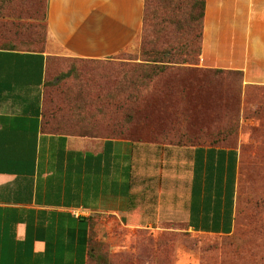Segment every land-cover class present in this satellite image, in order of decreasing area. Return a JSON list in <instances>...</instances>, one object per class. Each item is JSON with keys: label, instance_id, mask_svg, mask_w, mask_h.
Here are the masks:
<instances>
[{"label": "crops", "instance_id": "crops-1", "mask_svg": "<svg viewBox=\"0 0 264 264\" xmlns=\"http://www.w3.org/2000/svg\"><path fill=\"white\" fill-rule=\"evenodd\" d=\"M47 3L49 35L70 56L109 58L142 32L144 0ZM205 3L200 64L264 84V0ZM48 56L0 48V264H89L91 216H115L132 227L177 222L198 233H232L237 148L44 133ZM173 161L181 164V195L164 190Z\"/></svg>", "mask_w": 264, "mask_h": 264}, {"label": "rangeland", "instance_id": "rangeland-1", "mask_svg": "<svg viewBox=\"0 0 264 264\" xmlns=\"http://www.w3.org/2000/svg\"><path fill=\"white\" fill-rule=\"evenodd\" d=\"M46 8L47 0H0L1 15L13 12L36 21L34 28L14 37L18 48L50 55L42 103L46 132L59 123L62 128L55 132L100 141L125 138L240 151L232 233H198L177 222L132 227L115 216L100 215L92 221L94 256H89V264H264V84L246 82L242 74L204 68L200 57L198 64L181 66L151 80L147 75L152 68H139L146 65H139L144 58L142 32L132 47L101 62L88 61L81 72H73L76 57L64 53L48 27L37 25V21L48 22ZM3 30L4 37L12 35L9 28ZM174 30L173 25L167 27L160 49L170 43L180 49L187 31L178 36ZM174 161L164 172V190L168 193L177 188L181 195L184 188L180 185L185 181L178 173L181 164Z\"/></svg>", "mask_w": 264, "mask_h": 264}, {"label": "trees", "instance_id": "trees-1", "mask_svg": "<svg viewBox=\"0 0 264 264\" xmlns=\"http://www.w3.org/2000/svg\"><path fill=\"white\" fill-rule=\"evenodd\" d=\"M187 0H144V14H143V28H142V42H141V55L144 58H140L141 64H146L142 67H151V74H148L147 77L151 80L159 78L164 74H168L169 71H172L176 68H180L185 65H195L198 64L199 57L202 54V43H203V25H204V16H205V0H194L193 2H186ZM187 3V4H186ZM184 5H187L188 8H183ZM48 6V3H47ZM185 11L182 13V11ZM11 15H1L0 16V48L4 49H19L18 44L15 43L14 37H17L21 30L29 31L35 27L34 22L26 17H21L20 15H13L14 13H9ZM181 14V15H180ZM183 17L185 18H182ZM185 15V16H184ZM45 19H47V8L44 13ZM37 25L46 29L48 27V22L39 23ZM174 26V31L177 32L178 36L183 32L187 31V39L181 42L180 49H174V44L170 43L160 49L158 47L159 41L161 40L163 33L166 31L169 25ZM38 27V26H37ZM3 28H9L12 31L11 36H6V32ZM184 34V32H183ZM176 35V33H175ZM177 36V35H176ZM42 51V50H41ZM178 56V58H175ZM195 57V60H194ZM197 57V59H196ZM193 58V59H192ZM50 57L47 58L46 69ZM103 59H87L76 57L72 60L71 70L73 72H81V67L84 63L88 61L92 62H101ZM105 60V59H104ZM144 62V63H143ZM216 73H237L242 74L241 71L237 70H224V69H213ZM136 71H145V69H136ZM140 76V74H138ZM51 132H46L44 128V122L42 118V131L49 134H65L55 132L60 130L62 127L59 123H54L53 126H50ZM75 136V135H72ZM80 137H87V135H78ZM141 143L151 144L149 142L134 141V144L138 145ZM157 144L159 147L164 146V148H169L170 146H181V144ZM183 147H191L188 145H182ZM205 146V145H197ZM215 146V145H209ZM132 206H135V203H131ZM130 204V205H131ZM156 203L153 202V207ZM133 208V207H132ZM151 210L148 213L150 217V222L156 220V211ZM94 217L89 218L90 221V234L92 229V221ZM91 238L89 237L88 243V256L93 257L94 252L90 248ZM102 261H106L105 257H100Z\"/></svg>", "mask_w": 264, "mask_h": 264}]
</instances>
